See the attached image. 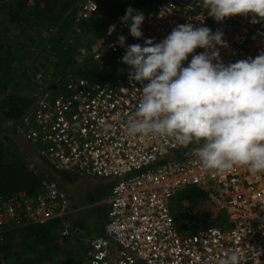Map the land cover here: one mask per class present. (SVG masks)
I'll return each instance as SVG.
<instances>
[{
	"label": "built area",
	"instance_id": "2783aa9c",
	"mask_svg": "<svg viewBox=\"0 0 264 264\" xmlns=\"http://www.w3.org/2000/svg\"><path fill=\"white\" fill-rule=\"evenodd\" d=\"M133 9L145 16L140 26L142 37L130 35V20L121 23L119 18L125 13L110 20L102 45L79 49V64L86 60L84 70L107 65L108 56L114 64L125 66L121 61L125 49L117 42L120 35L126 38L125 45H143L147 38L158 43L174 27L186 23L223 32L227 46L216 48L225 65L255 58L264 51V21L254 24L251 16L216 21L196 0H152ZM98 13V1L87 0L78 16L88 20ZM112 25L115 31L109 33ZM202 51L195 49L188 60ZM187 62L182 63L186 66ZM141 87L128 76L98 80L68 75L51 84L37 81L30 109L11 122L15 133L57 170L114 182L104 235L88 240L80 264H216L234 249L241 264H264V173L252 175L246 168L236 167L219 174L205 170L193 153L175 157L187 146L173 138L129 135L127 120L141 99ZM101 121L112 128L106 131ZM169 155L174 157L160 162ZM187 187L205 193L217 212L210 220L201 217L187 222L194 231L181 235L185 229L177 226L169 201ZM218 212H224V220L217 217ZM69 213L65 192L53 180L39 178L30 196H11L0 203V247L8 231L44 226L54 220L60 221L59 232L66 239L75 233L66 223Z\"/></svg>",
	"mask_w": 264,
	"mask_h": 264
},
{
	"label": "clouds",
	"instance_id": "9594fccd",
	"mask_svg": "<svg viewBox=\"0 0 264 264\" xmlns=\"http://www.w3.org/2000/svg\"><path fill=\"white\" fill-rule=\"evenodd\" d=\"M209 16L222 21L235 15L264 21V0H196ZM191 6V5H190ZM129 24V33L141 38L142 12L129 6L119 18ZM115 31L110 26L109 33ZM223 32L207 26L179 24L160 42L147 38L144 44L125 45L121 61L128 66L129 81L139 82L141 99L127 120L131 136L173 138L192 149L205 170L219 174L236 167L252 175L264 173V51L255 58L225 65L217 45L227 46ZM204 51L189 54L195 49ZM188 61L185 66L182 62ZM215 61V62H214ZM107 131L109 123L101 121ZM216 264H241L232 250Z\"/></svg>",
	"mask_w": 264,
	"mask_h": 264
},
{
	"label": "trees",
	"instance_id": "16d2710c",
	"mask_svg": "<svg viewBox=\"0 0 264 264\" xmlns=\"http://www.w3.org/2000/svg\"><path fill=\"white\" fill-rule=\"evenodd\" d=\"M97 1L99 4L98 15L88 20H81L79 16H76V9H74L76 0H0V39L5 37V39L3 38L5 42L0 41L1 117L15 122L30 109L31 96L10 98L5 95L4 98H1L4 95L3 91L13 83L16 76L14 73L15 66L23 55L30 56L34 51H39V54L42 55L43 50L48 46L49 54L55 56L57 65H60V73L62 74L60 78L68 75H82L89 79L103 80L104 76L98 77L95 71L101 68L104 72H110L108 64L104 65L103 68L97 66L84 70L86 60L82 65L79 64L81 57L79 49L83 47L90 50L93 48L92 46L102 45L108 22L125 13L129 6L138 7L147 0H134L127 3H118L116 0ZM70 9L72 11L67 13ZM105 17H108V20ZM13 30L16 32L6 35ZM45 31L53 35L44 38L43 33ZM66 32L76 38L66 41ZM79 36L84 37L86 42L78 41ZM11 37L14 38L13 42ZM30 42L33 43L31 46L38 49L32 50L27 47L26 43ZM89 72L97 75L89 77L91 74ZM2 138L8 142L11 141L7 137ZM14 148L16 149L15 146ZM18 157L14 153L9 155V152L0 142V203L8 197L16 196L18 192H24L26 196H30L37 186L34 176L30 171H27ZM202 195L203 192L193 188L187 198H183L186 200L196 199L200 202ZM60 226V221L54 220L44 226H29L20 229L19 232L22 233L21 236L25 241V252L33 251L36 253L39 249H44L45 253L52 255L59 248L60 242L57 240L56 234L57 231L59 232ZM9 233L5 234L0 250H5L11 246L12 240L8 238L10 237ZM24 257L25 259H18L17 264H41L33 261L36 259L35 257L30 258L26 254Z\"/></svg>",
	"mask_w": 264,
	"mask_h": 264
},
{
	"label": "rangeland",
	"instance_id": "374dc122",
	"mask_svg": "<svg viewBox=\"0 0 264 264\" xmlns=\"http://www.w3.org/2000/svg\"><path fill=\"white\" fill-rule=\"evenodd\" d=\"M86 1L87 0H76L74 7V9H76V16H78L82 5H84ZM151 2L152 0H147V2L138 5V7L147 6ZM71 11L72 10L70 9L68 10L67 13ZM105 18L106 20H108V17ZM6 27H9V25H6ZM15 32L16 30H13L9 33H6V35L8 36ZM52 35H53L52 33H48L46 31L43 33L44 38H47L48 36H52ZM65 37H66V41L71 40L72 38H76L73 37L68 32H66ZM3 38L5 39V37H1L0 39L1 42H5L3 41ZM84 40H85L84 37L79 36L78 41L85 43L86 41ZM11 41L13 42L14 38L11 37ZM32 44H33L32 42L26 43L27 47L31 48L32 50L35 49L37 50L38 48H35V46H31ZM108 58H109L108 70L110 72H104V70L102 71L100 68L95 71L98 74V77H101L103 75L104 80L106 79L120 80L128 76L127 65L125 66L116 65L112 61H110V56H108ZM57 64L58 63L56 57L53 55L51 56L49 54L48 46L46 47L45 50H43L42 55L39 54V51H34V53L30 56L23 55V57H21V60L15 66L14 73L16 74V76L13 79V83L10 84V86H8L5 89V91H3L4 95L1 96V98H4L5 95L9 96L10 98L11 97L22 98V96H31L34 86H37V81L38 82L41 81L44 84H51L52 82H56L60 80L61 79L60 76L62 74L60 73V65ZM22 73H24V75H21ZM89 73H91L89 74V77H93L97 75L92 72ZM1 124L3 125L7 124V126H9V124L11 125V121L8 119H4L0 115V125ZM0 142H2V145H4L6 150L9 152V155H11L12 153L17 155L16 149L14 148L15 145L11 141L8 142L5 139H3L1 136ZM11 143L14 146L13 145L11 146L10 145ZM190 146L191 144L188 146L189 149ZM22 163H24V161ZM27 171H29L28 168ZM192 189H193L192 187H187L186 189H184V191L178 192L176 195H174L169 201V208L171 210V213L175 219L177 226L180 229H185L180 232L181 235L191 234L194 231V226L192 225L187 227L186 225L187 222H191L193 220L196 221L201 217H205L210 220V218L213 215H215L217 212L215 206L209 202L205 193H203V195L201 196L200 202H198L196 199H192L193 201L190 199L187 200L184 199L183 197L187 198L188 194ZM17 195L21 197H26V193L24 192H18ZM217 217H219L221 221L224 220L225 219L224 212H218ZM11 231L12 232L9 233L10 237L8 238L12 240V243L9 248L5 250H0V264H17L18 259L19 260L25 259L24 257L25 254L30 258L35 257L36 259L33 261H35L36 263L39 262L41 264H80V261H82L85 258V253L83 254L82 247L74 243L70 245L68 240L71 239L68 240L62 239L58 231L56 237L57 240L60 242L58 244L59 248H57L58 250H55L52 255L45 253L44 249H39V251L36 253H34L33 251L25 252V248H24L25 241L24 238L21 236L22 233L19 232V230H11Z\"/></svg>",
	"mask_w": 264,
	"mask_h": 264
},
{
	"label": "crops",
	"instance_id": "0c3cea01",
	"mask_svg": "<svg viewBox=\"0 0 264 264\" xmlns=\"http://www.w3.org/2000/svg\"><path fill=\"white\" fill-rule=\"evenodd\" d=\"M1 136L7 137L16 146V153L19 154L18 158L22 162L24 161L23 164L31 173L33 171L39 173L38 177H35L32 173L36 185L39 178H49L65 192L71 207V213L66 216V223L70 225L75 233L69 238L62 239H71L68 240L69 244L74 243L81 246L84 254L90 238L104 235L103 225L108 208L107 202L114 182L109 179L81 176L72 170H57L37 154V150L33 145L18 136L14 127L10 124L9 126L7 124L0 125ZM188 146L174 156L186 157L191 155L193 153L192 149L197 145L191 144L190 149ZM174 156L169 155L161 159L160 162L172 159ZM60 237L62 236L60 235Z\"/></svg>",
	"mask_w": 264,
	"mask_h": 264
},
{
	"label": "water",
	"instance_id": "95a60500",
	"mask_svg": "<svg viewBox=\"0 0 264 264\" xmlns=\"http://www.w3.org/2000/svg\"><path fill=\"white\" fill-rule=\"evenodd\" d=\"M178 156V155H177Z\"/></svg>",
	"mask_w": 264,
	"mask_h": 264
}]
</instances>
